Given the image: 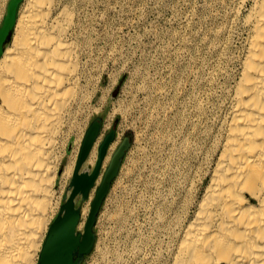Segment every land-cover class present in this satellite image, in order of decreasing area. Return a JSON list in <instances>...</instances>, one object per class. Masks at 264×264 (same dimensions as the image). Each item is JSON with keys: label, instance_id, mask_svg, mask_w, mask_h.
<instances>
[{"label": "rangeland", "instance_id": "374dc122", "mask_svg": "<svg viewBox=\"0 0 264 264\" xmlns=\"http://www.w3.org/2000/svg\"><path fill=\"white\" fill-rule=\"evenodd\" d=\"M10 1L0 0V53L11 41L26 0L15 1L5 24ZM58 4L74 14L84 40L82 100L71 129L61 136L56 205L47 229L69 193L75 163L69 175L63 173L76 160L88 127L98 122L95 155L103 137L115 132L104 169L124 139L130 146L96 215L94 246L79 264H166L186 206L203 191L199 183L221 133L220 122L246 51L252 2L59 0ZM93 196L94 191L90 199L76 198L79 222H85Z\"/></svg>", "mask_w": 264, "mask_h": 264}, {"label": "bare ground", "instance_id": "6f19581e", "mask_svg": "<svg viewBox=\"0 0 264 264\" xmlns=\"http://www.w3.org/2000/svg\"><path fill=\"white\" fill-rule=\"evenodd\" d=\"M58 1L26 0L0 53V264L38 263L56 205L61 136L82 100L84 40ZM250 1L246 51L203 191L186 206L166 264H264V0ZM96 142L79 173L94 167Z\"/></svg>", "mask_w": 264, "mask_h": 264}, {"label": "water", "instance_id": "95a60500", "mask_svg": "<svg viewBox=\"0 0 264 264\" xmlns=\"http://www.w3.org/2000/svg\"><path fill=\"white\" fill-rule=\"evenodd\" d=\"M15 1L11 0L8 5L5 24L10 22ZM99 130L98 122H93L86 130L70 182L71 192L68 197H64V204L60 208L59 214L49 225L37 264H79L81 256L89 254L94 246L95 238L92 229L96 215L130 146V141L124 139L112 153L108 165L103 170L100 183L96 186L83 232L77 233L76 227L80 220V211L75 208V200L78 196H81L83 200L89 197L91 190L95 187L96 180L100 177L103 161L115 138L114 130H110L97 147V157L91 172L79 173L98 138Z\"/></svg>", "mask_w": 264, "mask_h": 264}, {"label": "crops", "instance_id": "0c3cea01", "mask_svg": "<svg viewBox=\"0 0 264 264\" xmlns=\"http://www.w3.org/2000/svg\"><path fill=\"white\" fill-rule=\"evenodd\" d=\"M96 156V155H95ZM96 158V157H95Z\"/></svg>", "mask_w": 264, "mask_h": 264}]
</instances>
